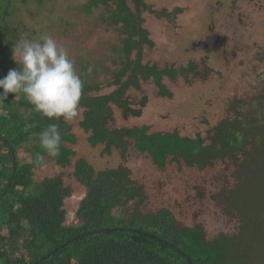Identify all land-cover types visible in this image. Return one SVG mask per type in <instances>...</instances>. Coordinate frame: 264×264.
Returning <instances> with one entry per match:
<instances>
[{"label": "rangeland", "instance_id": "rangeland-1", "mask_svg": "<svg viewBox=\"0 0 264 264\" xmlns=\"http://www.w3.org/2000/svg\"><path fill=\"white\" fill-rule=\"evenodd\" d=\"M143 1L152 8L144 9L141 17L154 41L145 45L143 62L178 69L194 62L196 68L186 70L187 76H165L163 82L172 92L167 96L160 95L153 79L143 80L140 88L131 87L126 96L142 114L125 116L121 107L112 104L111 126L149 125V132L178 131L183 136L200 133L207 143L211 131L226 119L264 125V0ZM86 2H31L19 6L15 17L21 20L26 38L46 33L68 48L80 76L83 64L90 61L88 79L101 87L100 94L111 93L117 85L108 83L123 59L124 34L121 25L111 24L106 7L85 12ZM164 10L170 16L162 14ZM82 117L80 111L69 122L77 138L73 163L61 167L48 161L35 171L38 181L60 174L71 187L72 195L65 200L67 224L79 223L75 212L86 194V187L74 176L75 161L86 158L96 170L123 164L144 188L143 211L168 208L178 227L201 224L208 239L236 234L223 241L235 256L234 264H264V126L252 128L257 138L248 140L246 149L238 152L239 159L218 158L200 167L168 156L160 166L149 151L137 149L134 140L125 154L119 148L107 153L104 145L92 146L80 125ZM134 206L131 201L122 209L129 212Z\"/></svg>", "mask_w": 264, "mask_h": 264}, {"label": "trees", "instance_id": "trees-1", "mask_svg": "<svg viewBox=\"0 0 264 264\" xmlns=\"http://www.w3.org/2000/svg\"><path fill=\"white\" fill-rule=\"evenodd\" d=\"M47 1L0 0V78L20 67L12 58V46L27 33L15 17L17 9ZM131 1L135 10L128 0H87L82 6L89 13L106 7L111 24L121 25L124 34L123 59L108 83L117 85L111 93L100 94L101 87L88 79L90 61L82 66L80 125L90 144L104 145L107 153L119 148L125 154L134 140L136 148L149 151L160 166L166 164L168 156L200 167L212 165L218 158L239 159L238 152L246 149L248 140L257 138L252 128L260 130L264 125L255 126L256 121L242 118L226 119L211 131L207 143L200 133L183 136L178 131L149 132V125L111 126L112 104L121 107L125 116L142 114L126 96L131 87L140 88L143 80L153 79L160 95L167 96L172 92L163 82L165 76H187L186 70L196 68L194 62L179 69L143 62L145 45L152 46L154 41L143 26L141 13L152 8L143 0ZM162 12L170 16L167 10ZM135 51L137 56L133 57ZM141 103L145 106L146 99ZM50 123H58L62 136L56 157L40 147L35 135ZM26 125L30 126L28 131ZM76 139L69 122L41 116L22 94L10 93L0 102V264H234L231 259L235 256L223 241L236 234L222 233L208 239L201 224L178 227L168 208L143 211L144 188L123 164L96 170L86 158L75 161L74 176L86 187V194L75 212L79 223L67 224L65 200L72 195L71 187L60 174L38 181L35 171L48 161L70 166L76 155ZM37 156L42 158L39 164ZM131 201H135L132 211L124 212L122 208Z\"/></svg>", "mask_w": 264, "mask_h": 264}, {"label": "clouds", "instance_id": "clouds-1", "mask_svg": "<svg viewBox=\"0 0 264 264\" xmlns=\"http://www.w3.org/2000/svg\"><path fill=\"white\" fill-rule=\"evenodd\" d=\"M12 58L20 67L0 78V102L10 93L22 94L43 117L65 122L78 118L84 85L68 48L46 33L31 39L22 36L12 46ZM29 127L26 125L25 131ZM35 135L50 156L59 155L62 136L58 123H50ZM41 161L37 156V163Z\"/></svg>", "mask_w": 264, "mask_h": 264}]
</instances>
